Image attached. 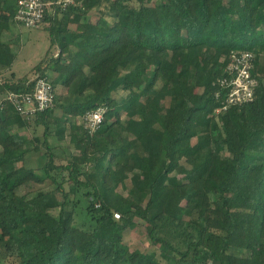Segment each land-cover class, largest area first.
Segmentation results:
<instances>
[{
    "label": "trees",
    "instance_id": "16d2710c",
    "mask_svg": "<svg viewBox=\"0 0 264 264\" xmlns=\"http://www.w3.org/2000/svg\"><path fill=\"white\" fill-rule=\"evenodd\" d=\"M16 1L0 0V264H264V0H44L49 46L19 78L1 39ZM234 51L257 85L223 109ZM36 75L54 102L26 113L7 96ZM137 220L158 252L123 242Z\"/></svg>",
    "mask_w": 264,
    "mask_h": 264
},
{
    "label": "built area",
    "instance_id": "2783aa9c",
    "mask_svg": "<svg viewBox=\"0 0 264 264\" xmlns=\"http://www.w3.org/2000/svg\"><path fill=\"white\" fill-rule=\"evenodd\" d=\"M73 0H57L56 4L66 6ZM50 2L44 0H17L14 20L27 28L40 27L43 25L45 9ZM232 52L229 61L224 68L225 75L216 79V83L221 88H225L226 96L223 100L222 108L229 105H240L250 102L254 97V89L257 79L250 73L252 67L253 53L244 51ZM219 93H216L218 96ZM8 99L12 101L18 109L26 113L36 110H43L51 107L54 102V94L51 84L45 77L35 76L34 88L31 93H9ZM104 109L98 108L85 114V125L94 129L102 119ZM218 111V109H216Z\"/></svg>",
    "mask_w": 264,
    "mask_h": 264
},
{
    "label": "rangeland",
    "instance_id": "374dc122",
    "mask_svg": "<svg viewBox=\"0 0 264 264\" xmlns=\"http://www.w3.org/2000/svg\"><path fill=\"white\" fill-rule=\"evenodd\" d=\"M3 41H14L16 48V59L11 65V70L14 72L15 77L19 78L22 75L29 73L30 69L36 65L39 60L45 56L49 46L48 31L41 25L40 27L27 28L21 24L12 25L7 32L2 34ZM54 53L56 49L52 50ZM175 68H178L175 66ZM200 91V89L198 90ZM167 101L163 103L165 107ZM22 130V133L27 136L30 132ZM42 153V151L40 152ZM40 153L29 155L26 162L30 166L40 164ZM180 203H183L182 201ZM123 242L131 248H137L142 252H158L156 247H151L146 237V230L143 223L137 220V225L127 228L123 234ZM161 264L164 261L159 258ZM10 264V262H6Z\"/></svg>",
    "mask_w": 264,
    "mask_h": 264
},
{
    "label": "crops",
    "instance_id": "0c3cea01",
    "mask_svg": "<svg viewBox=\"0 0 264 264\" xmlns=\"http://www.w3.org/2000/svg\"><path fill=\"white\" fill-rule=\"evenodd\" d=\"M48 23L47 22H44L43 25H47Z\"/></svg>",
    "mask_w": 264,
    "mask_h": 264
}]
</instances>
